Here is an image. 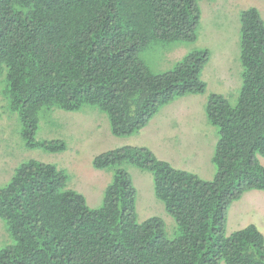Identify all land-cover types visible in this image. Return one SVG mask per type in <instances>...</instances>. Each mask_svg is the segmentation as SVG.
<instances>
[{
  "label": "trees",
  "instance_id": "1",
  "mask_svg": "<svg viewBox=\"0 0 264 264\" xmlns=\"http://www.w3.org/2000/svg\"><path fill=\"white\" fill-rule=\"evenodd\" d=\"M197 1L0 0V75L25 147L66 149L62 139L35 138L42 110L94 106L111 134L123 137L176 97L203 93L206 49L186 52L162 72L140 56L157 43L195 42ZM239 31L236 103L210 93L205 104L219 132L212 180L174 168L146 147H117L93 159L112 180L92 208L67 187L66 171L27 160L0 185V219L12 240L0 249V264H264V236L254 224L225 232L229 205L246 191H264L257 160L264 157V22L256 8L241 10ZM124 164L152 174L155 196L176 221L173 238L158 216L137 221Z\"/></svg>",
  "mask_w": 264,
  "mask_h": 264
},
{
  "label": "rangeland",
  "instance_id": "2",
  "mask_svg": "<svg viewBox=\"0 0 264 264\" xmlns=\"http://www.w3.org/2000/svg\"><path fill=\"white\" fill-rule=\"evenodd\" d=\"M197 3L201 17L195 42L157 43L141 51L140 56L153 72H162L170 69L186 52L206 49L209 57L205 73L201 72L205 91L176 97L162 106L146 126L131 135L111 134L106 114L94 106L86 105L77 111L53 108L40 111L35 138L62 139L66 149L58 152L28 149L20 135L18 115L10 110L4 95V74L0 75V185L10 180L18 165L35 159L66 171L67 187L83 194L88 206L98 207L105 187L112 180V172L95 169L93 159L97 154L122 146L146 147L174 168L191 172L202 180H212L216 173L212 156L219 132L206 119L207 96L220 94L231 105L236 103L242 71L239 14L243 9L254 7L264 22V0H198ZM257 160L264 167V157L257 155ZM123 167L135 188L137 221L158 216L164 222L167 236L173 238L177 234L176 221L155 196L152 174L132 164ZM249 224H254L264 236V191H246L227 208L226 234ZM11 243L0 219V249Z\"/></svg>",
  "mask_w": 264,
  "mask_h": 264
},
{
  "label": "crops",
  "instance_id": "3",
  "mask_svg": "<svg viewBox=\"0 0 264 264\" xmlns=\"http://www.w3.org/2000/svg\"><path fill=\"white\" fill-rule=\"evenodd\" d=\"M205 70H206V69L203 68L202 75L205 73ZM202 78H203V76H202Z\"/></svg>",
  "mask_w": 264,
  "mask_h": 264
}]
</instances>
